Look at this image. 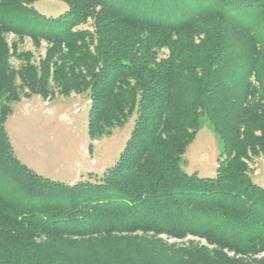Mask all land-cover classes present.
Listing matches in <instances>:
<instances>
[{
	"label": "trees",
	"instance_id": "obj_1",
	"mask_svg": "<svg viewBox=\"0 0 264 264\" xmlns=\"http://www.w3.org/2000/svg\"><path fill=\"white\" fill-rule=\"evenodd\" d=\"M36 1L0 0V264H106L73 248L138 234L213 246L183 264H264V188L246 162L264 154V108L249 102L264 88V0H62L57 17ZM7 33L47 42L44 57ZM83 92L93 139L135 115L120 160L95 183L37 175L9 141L11 104ZM203 117L223 144L214 177L182 167Z\"/></svg>",
	"mask_w": 264,
	"mask_h": 264
},
{
	"label": "rangeland",
	"instance_id": "obj_2",
	"mask_svg": "<svg viewBox=\"0 0 264 264\" xmlns=\"http://www.w3.org/2000/svg\"><path fill=\"white\" fill-rule=\"evenodd\" d=\"M33 6L49 17H57L68 4L62 0H37ZM76 29H92L91 22ZM9 46L17 45L18 52L30 51L37 63L44 57L48 43L37 45L31 38H21L7 33ZM167 56V51L160 53ZM11 63L19 68L22 60L12 57ZM255 84V83H254ZM259 92L249 102H257L264 108L263 86L255 84ZM248 105V103H247ZM246 106H244L245 108ZM91 99L88 93L60 95L44 98L40 94L22 97L11 104V113L5 121V129L16 158L31 171L43 178L66 185L78 182H98L120 160L131 137L135 115L121 125H115L110 133L103 132L93 139L89 132ZM195 140L189 145L182 160L183 170L200 177L217 174L223 144L207 117ZM257 130L256 134L260 135ZM252 180L264 188V154L250 155L246 160ZM17 191V189H15ZM213 246L205 239L187 236L177 239L167 235L107 238L76 245L72 257L90 258L99 253L106 264H183L194 249ZM229 256H234L229 253ZM264 258V253L255 256ZM253 261V259H250Z\"/></svg>",
	"mask_w": 264,
	"mask_h": 264
}]
</instances>
